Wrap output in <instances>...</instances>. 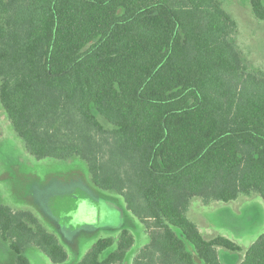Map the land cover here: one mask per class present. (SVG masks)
Wrapping results in <instances>:
<instances>
[{
    "label": "trees",
    "instance_id": "1",
    "mask_svg": "<svg viewBox=\"0 0 264 264\" xmlns=\"http://www.w3.org/2000/svg\"><path fill=\"white\" fill-rule=\"evenodd\" d=\"M251 7L264 21L263 1ZM237 32L222 0H0L3 110L35 159L78 158L96 189L124 199L150 239L133 264H222L219 248L243 251L187 216L194 199L264 202V72ZM0 238L15 264H31L29 246L68 260L30 211L0 204ZM134 244L122 230L76 264H124ZM240 264H264V234Z\"/></svg>",
    "mask_w": 264,
    "mask_h": 264
},
{
    "label": "rangeland",
    "instance_id": "2",
    "mask_svg": "<svg viewBox=\"0 0 264 264\" xmlns=\"http://www.w3.org/2000/svg\"><path fill=\"white\" fill-rule=\"evenodd\" d=\"M222 3L238 26L236 43L250 69L264 72V21L254 17L251 0H222ZM101 121L110 128L106 121ZM0 204L39 215L45 221L39 218L44 226L55 230L68 252V260L63 264L78 263L99 239L117 240L125 229L132 233L135 244L124 264H133L150 240L141 222L127 211L120 195L93 186L84 161L37 160L31 156L1 103ZM187 216L206 238L223 236L242 247L240 253L219 248L222 264H240L246 250L264 234V202L257 194L209 206L194 199ZM115 249L116 246L108 250L104 257ZM25 255L31 264H53L35 246H29ZM0 264H15L13 251L1 238Z\"/></svg>",
    "mask_w": 264,
    "mask_h": 264
},
{
    "label": "crops",
    "instance_id": "3",
    "mask_svg": "<svg viewBox=\"0 0 264 264\" xmlns=\"http://www.w3.org/2000/svg\"><path fill=\"white\" fill-rule=\"evenodd\" d=\"M227 13H228V12H227ZM252 13H253V12H252ZM228 14H229V13H228ZM229 15H230V14H229ZM230 16H231V15H230ZM231 17H232V16H231ZM254 17H255V16H254ZM233 20H234V19H233ZM234 21H235V20H234ZM39 204H42V203H40V202H39ZM38 209H39V208H38ZM39 210H40V209H39ZM40 211H41V210H40ZM37 218H38V219L40 218V219L42 220V222H44V223H45V221H44V220H43V219H42V218H41L39 215H37ZM134 218H135V217H134ZM40 219H39V220H40ZM45 226H46V228H47V229H48L50 232H52V233H55V234H56L55 230H54V231H51V230H50V228H49V227H47V224H45ZM66 250H67V249H66Z\"/></svg>",
    "mask_w": 264,
    "mask_h": 264
}]
</instances>
